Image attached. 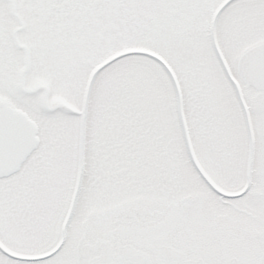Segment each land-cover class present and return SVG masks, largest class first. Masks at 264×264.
<instances>
[{
    "label": "snow or ice",
    "instance_id": "snow-or-ice-1",
    "mask_svg": "<svg viewBox=\"0 0 264 264\" xmlns=\"http://www.w3.org/2000/svg\"><path fill=\"white\" fill-rule=\"evenodd\" d=\"M0 264H264V0H0Z\"/></svg>",
    "mask_w": 264,
    "mask_h": 264
}]
</instances>
